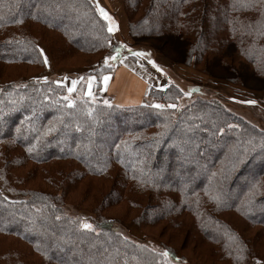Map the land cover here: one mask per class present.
<instances>
[{
    "label": "trees",
    "instance_id": "trees-1",
    "mask_svg": "<svg viewBox=\"0 0 264 264\" xmlns=\"http://www.w3.org/2000/svg\"><path fill=\"white\" fill-rule=\"evenodd\" d=\"M144 2L125 0L135 40L164 41L162 48L169 49L172 63L179 65L198 64L220 44L233 45L264 81V0H149L146 11ZM30 23L59 33L67 52L104 58L115 49L109 22L94 0H0V63L44 70L38 44L51 38L30 29L26 33ZM194 36L195 45L183 42ZM167 40L179 49L169 47ZM48 46L59 63L53 45ZM15 83L0 89V236L19 245L1 247L0 264H30L23 253L25 244L44 264L165 263L158 253L122 240L113 222L97 223L96 233L81 228L65 212L73 189L86 177L114 178L117 185L91 209L99 217L115 220L103 210L121 202L117 199L129 187L133 194L148 196L151 206L139 221L156 224L186 214L204 237L210 236L223 261L250 264L253 257L264 261L255 245L221 217L239 212L250 225L264 229L263 131L218 101L199 100L176 109V116L156 107L153 101L176 103L173 97L179 91L172 85L152 88L142 104L125 107L88 96L75 98L70 105L67 88L54 80ZM167 150L171 155L162 154ZM161 154L166 162L159 159ZM30 164L35 166L32 176L41 174L53 193L26 186L17 170ZM50 164H56V175L46 168ZM129 201L131 208L140 207L136 197ZM73 208L78 213V206ZM168 252L185 261L177 251Z\"/></svg>",
    "mask_w": 264,
    "mask_h": 264
},
{
    "label": "rangeland",
    "instance_id": "rangeland-1",
    "mask_svg": "<svg viewBox=\"0 0 264 264\" xmlns=\"http://www.w3.org/2000/svg\"><path fill=\"white\" fill-rule=\"evenodd\" d=\"M94 1L98 9L103 8L106 10L116 25V30L112 31L114 36L111 40V45L115 46V49L110 55L100 58L97 55H83L76 51L73 53L67 52L69 50L65 46L63 37L59 33L54 34V32L46 30L39 24L30 23V27L25 30L26 33L31 31L37 35L43 34L45 38H51L50 41L48 39L45 40L48 44L53 45L59 63L56 64L54 62L53 51L48 44L45 41H41L38 44V48L44 59V63L45 57L47 58L44 70H39L36 67L28 65L17 66L0 63V89L10 82L19 84L37 78L39 80L57 81L65 86L67 91L69 88H72L73 90L71 92L68 91L67 94L70 100L88 96L93 98V101L116 102L113 96L108 92H104V77L107 76L110 78L116 68L125 59L131 58L136 62H140V64H150L160 76L164 77L159 78V80L164 82L162 86L158 85L160 89H165L172 85L179 91L178 97H173L176 103L153 101L152 103L155 106L164 105L163 108L175 112L176 109H185L199 100L208 102L218 101L227 111L242 119L251 125V127L264 132V81H261L253 74L250 63L241 58L237 51L235 52L233 45L226 46L220 44L218 49H215L214 52L212 51L205 58L200 59L198 64L194 63L195 61L189 63V65L186 63L181 65L173 64L174 56L172 52L169 49L164 51L162 48L164 47L162 44L164 41L153 39L150 44L143 42V40H135L131 36L130 20L126 13L125 0ZM148 5L149 0H145L143 4L145 11ZM139 16L138 14L134 20L137 21L140 18ZM82 38L85 39L87 36L84 35ZM167 38L173 39L178 37H165V39ZM214 38L216 39V36ZM214 38L211 39L213 45H215ZM185 41L191 47L197 43V38L194 36L188 40H183V42ZM167 45L173 49H179V47L171 45L169 40H167ZM60 49L65 51L62 52ZM137 52H143L145 55L137 56L135 55ZM163 53L166 54L164 55ZM109 56H115L117 58L115 60H108V63L105 64L104 61ZM99 58L101 60L98 62ZM151 61H154L155 65ZM224 61L227 66L223 64ZM102 67H109L111 69L107 72L98 71L102 70ZM211 75L216 78H213ZM74 80L77 82L75 87L72 84ZM89 91L92 93L91 96L88 95ZM186 93L189 94L186 95ZM249 101H255V103H249ZM171 105H176V107H171ZM176 115L177 113L175 112L174 116ZM238 126L241 128L240 124ZM170 153L171 151L168 150L166 153L162 152L165 156L166 154L171 155ZM162 154L159 155V159L166 162V158ZM173 155L175 156V154ZM178 157L179 160L183 161V157ZM258 158H263V156H259ZM55 165L50 164L46 167L53 175L58 173L57 166ZM17 172L26 179L27 187H33V189L44 190L50 193L54 192L51 186L49 187V185L44 183V178L41 174L35 173L32 176L35 172L34 165L30 164V166L21 168ZM252 173L256 174L257 171ZM114 174L115 172H113ZM245 175L246 172L243 173L241 178H245ZM115 185L114 178L108 180L104 178L96 179V177L84 178L73 189L70 198L72 204L69 203L65 207V212L68 215L74 216L83 229H86L83 227L84 223L91 224L93 227L87 230L95 231L96 233L100 232L97 223L113 222L114 232L122 240L135 244L137 247L158 253L160 257H163L166 264H230L220 258L216 244L211 240L209 235L204 237L197 230L189 215L174 216V222L165 219L156 224L139 221V218L145 216L146 209L151 206H149L148 196L133 194L131 190L129 191V187L123 192V197L117 199L121 202L114 203L103 210L105 216L115 220H106L99 217L100 214L92 212L91 209L96 208L105 198L110 196ZM7 197L11 201L17 200L8 195ZM134 197H136L140 205V207L135 209L130 207L131 202L129 201L130 198ZM73 206H78V213L74 210ZM221 217L238 228L243 233V236L245 235L244 237L255 245V250L260 256L262 254L264 255V239H262L264 237V229L262 226L250 225L246 218L239 212L229 211L222 214ZM18 243L13 238L0 236V248L12 249L13 246L19 245ZM23 249V253L24 255L26 254V259L29 260L30 264H44L39 255L31 251L26 244ZM167 249L173 252L177 251L178 256L180 258L184 257L185 261L175 259ZM165 251L169 253L166 257L163 255ZM257 263L264 264V261L260 257H253L250 260V264Z\"/></svg>",
    "mask_w": 264,
    "mask_h": 264
},
{
    "label": "crops",
    "instance_id": "crops-1",
    "mask_svg": "<svg viewBox=\"0 0 264 264\" xmlns=\"http://www.w3.org/2000/svg\"><path fill=\"white\" fill-rule=\"evenodd\" d=\"M159 78L164 77L150 64H140L131 58L125 59L107 82H104V92L113 96L118 105L125 107L140 105L152 88L160 89L159 86L164 84Z\"/></svg>",
    "mask_w": 264,
    "mask_h": 264
},
{
    "label": "snow or ice",
    "instance_id": "snow-or-ice-1",
    "mask_svg": "<svg viewBox=\"0 0 264 264\" xmlns=\"http://www.w3.org/2000/svg\"><path fill=\"white\" fill-rule=\"evenodd\" d=\"M99 11H100L101 16H102L105 20L109 21L108 31H109V32H112V31L116 30L115 22L113 21L112 17L106 12V10L103 9V8H100ZM41 51H43V50H41ZM135 55H137V56H143V55H145V53H143V52H137V53H135ZM116 58H117V57H115V56H109V57L104 61V63L107 64V63H108V60H115ZM45 63H47V58H46V57H45ZM151 63H153V65H155V62H154V61H151ZM108 79H109V78H108L107 76L104 77L105 82H107ZM76 83H77V82H76L75 80L72 81L73 87H75ZM72 90H73L72 88H69V89H68L69 92H71ZM188 94H189V93H186V95H188ZM88 95L91 96L92 93L89 91ZM65 99L68 100L67 97H65ZM68 103L71 105L73 102H72L71 100H68ZM105 103H108V101H105ZM249 103H255V101H249ZM156 107H158V108H163L164 105H156ZM171 107H176V105H171ZM29 151H31V149H29ZM83 227L86 228V229H91L93 226H92L91 224H89V223H84V224H83ZM163 255L166 257V256L169 255V253H168L167 251H165V252L163 253Z\"/></svg>",
    "mask_w": 264,
    "mask_h": 264
}]
</instances>
